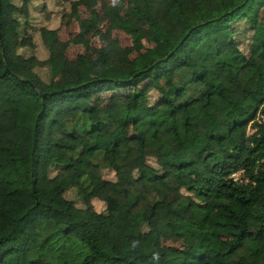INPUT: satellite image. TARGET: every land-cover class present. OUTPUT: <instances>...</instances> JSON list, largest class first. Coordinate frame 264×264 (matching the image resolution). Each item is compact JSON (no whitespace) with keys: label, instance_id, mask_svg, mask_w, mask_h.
Here are the masks:
<instances>
[{"label":"trees","instance_id":"1","mask_svg":"<svg viewBox=\"0 0 264 264\" xmlns=\"http://www.w3.org/2000/svg\"><path fill=\"white\" fill-rule=\"evenodd\" d=\"M33 1L0 0V264H264V0H128L132 47L60 75Z\"/></svg>","mask_w":264,"mask_h":264},{"label":"rangeland","instance_id":"2","mask_svg":"<svg viewBox=\"0 0 264 264\" xmlns=\"http://www.w3.org/2000/svg\"><path fill=\"white\" fill-rule=\"evenodd\" d=\"M75 0H34L30 5V20L35 47L25 50L26 54H35L39 59L49 57V49L40 35V27L57 29L59 37L63 41H69L64 53L58 59V71L60 75L62 64L65 60L73 61L79 55H84L88 60H94L102 51L110 50L114 45L132 47L131 36L120 26L119 18L128 16L132 20L146 24L135 11L133 4L128 0H89L77 5L72 4ZM97 12V17L94 14ZM264 19V11L262 13ZM146 46L160 44V41H146ZM137 52L131 48L128 59L132 60ZM96 70L95 68H93ZM39 72L45 79L50 78V69L40 67ZM114 92L105 91L95 95L94 101L102 105H109ZM104 176L108 179L115 178V172L110 169L104 170ZM69 198L77 199L75 192L68 193ZM169 201L174 200L170 195ZM97 210L103 211L105 203L100 199L93 200ZM191 240L187 237L165 235L164 246L174 249L185 247Z\"/></svg>","mask_w":264,"mask_h":264},{"label":"built area","instance_id":"3","mask_svg":"<svg viewBox=\"0 0 264 264\" xmlns=\"http://www.w3.org/2000/svg\"><path fill=\"white\" fill-rule=\"evenodd\" d=\"M234 176L236 179H238L240 177V173H235Z\"/></svg>","mask_w":264,"mask_h":264}]
</instances>
